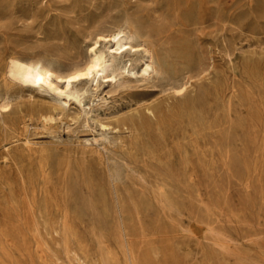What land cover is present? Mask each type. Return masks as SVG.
I'll list each match as a JSON object with an SVG mask.
<instances>
[{"label": "rangeland", "instance_id": "rangeland-1", "mask_svg": "<svg viewBox=\"0 0 264 264\" xmlns=\"http://www.w3.org/2000/svg\"><path fill=\"white\" fill-rule=\"evenodd\" d=\"M119 31L162 63L83 106L10 73ZM0 96V264H264V0H0Z\"/></svg>", "mask_w": 264, "mask_h": 264}, {"label": "bare ground", "instance_id": "bare-ground-1", "mask_svg": "<svg viewBox=\"0 0 264 264\" xmlns=\"http://www.w3.org/2000/svg\"><path fill=\"white\" fill-rule=\"evenodd\" d=\"M131 38L121 31L101 34L90 47L91 59L71 73L62 74L41 62L32 64L20 59L12 60L10 73L20 83L53 93L57 98L72 97L82 105L81 96L89 92V88L85 85L79 88V83H90L91 88L97 90L104 82H122L118 76L147 79L151 75L153 64L161 65L160 58L154 56L148 48L133 42ZM133 62L140 64L139 69H135ZM9 108V96H0V113L4 114ZM82 108L85 111V107ZM43 117L45 120L50 118L47 115Z\"/></svg>", "mask_w": 264, "mask_h": 264}]
</instances>
